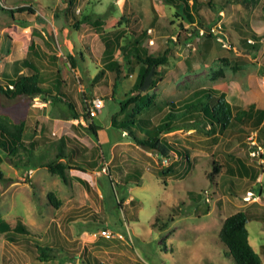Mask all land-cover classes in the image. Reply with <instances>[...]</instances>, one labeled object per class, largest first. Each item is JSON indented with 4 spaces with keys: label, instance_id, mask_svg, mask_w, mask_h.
Segmentation results:
<instances>
[{
    "label": "rangeland",
    "instance_id": "rangeland-1",
    "mask_svg": "<svg viewBox=\"0 0 264 264\" xmlns=\"http://www.w3.org/2000/svg\"><path fill=\"white\" fill-rule=\"evenodd\" d=\"M19 5L33 7L34 19L22 15L12 20L0 10V75H13L14 62L31 50V61L46 83L55 81L58 72L78 110L92 108L95 100H102L103 105L91 117L101 127L94 137L84 111L78 120L63 119L61 111L41 97L0 94V118L24 124V140L36 144L33 160L43 164L66 161L57 158L55 145L63 137L74 144L75 153L82 150L93 164L81 168L67 162L64 183L45 166H14L16 156L0 150V220L22 216L34 236L52 246L58 257L40 262L33 248L11 243L0 233V264H235L219 239V230L222 221L237 211L251 215L246 225L249 242L264 264V253L259 250L264 245V147L255 139V130L207 135L189 129L190 123L175 122L177 126L161 132L160 138L187 149L189 163L181 154L148 151L132 141L127 129L111 125L112 118L159 123L171 102L201 87L224 94L233 106L254 104L264 110L263 2L220 6L213 0H197L194 24L182 21L176 15L178 9L164 0H74L72 5L68 0H0L5 9ZM81 15L100 17L106 32L122 27L121 45L145 31L143 45L149 53L168 48L167 64L156 68L148 88L141 91L151 97L149 107L140 110L131 105L120 111L119 101L134 83L138 66L125 78L126 63L118 49L114 57L123 70L115 93L113 72L105 71L93 80L103 65V44L90 25L74 28ZM211 29L217 33L208 45L204 35L212 33ZM221 34L226 36L219 40ZM228 153L255 166L261 182L253 184L247 175L220 177L222 168L218 172L215 168L223 165ZM162 157L169 164L177 161L174 174L161 172L168 167L161 164ZM246 190L252 193L249 208L243 200ZM48 192L59 201L58 208L49 203ZM104 230L111 237H105Z\"/></svg>",
    "mask_w": 264,
    "mask_h": 264
},
{
    "label": "trees",
    "instance_id": "trees-1",
    "mask_svg": "<svg viewBox=\"0 0 264 264\" xmlns=\"http://www.w3.org/2000/svg\"><path fill=\"white\" fill-rule=\"evenodd\" d=\"M74 0H68V4L72 5ZM169 4H173L177 9L176 15L181 18L182 21H187L189 24L196 23L194 21V11L197 7V0H193L189 4V0H164ZM216 4H241L248 6L250 3L255 6L259 1L264 0H213ZM0 10L7 13L10 19H16V16L29 15L30 18L35 15V9L30 5L11 6L9 8L0 7ZM264 10V8H263ZM182 14H181V13ZM34 19V18H31ZM123 19V16L122 18ZM260 19L264 20V12L260 15ZM81 24L90 25L95 32L98 33L102 44L103 50L101 52V60L103 65L101 69L95 74L93 80H99L104 76L105 71L114 73V82L112 85V94L115 93V89L118 85V80L121 77L123 66L114 57V53L118 49L122 53V59L126 63L125 70L128 72L124 74L127 78L128 75L134 71V68L138 66V73L131 88L124 93V99L119 101V108L121 112L133 105V107L140 106V110L144 107H149L151 104V97L147 93H141L140 87L144 81L145 76L148 74L151 68L154 69L153 74L156 75V68L166 65L168 62V48L164 49L159 54L149 53L146 47L143 45L146 32L142 31L140 34H134L131 40L125 44H120L122 37L124 36V29L122 27H116L113 30L104 31L103 20L98 17L92 19L88 15H81V18H77L74 24V28H79ZM121 22H119V25ZM182 26V25H181ZM197 33V32H196ZM215 38V34L206 33L204 35V42L210 44L212 39ZM248 48H253V44L245 43ZM32 47V44L29 46ZM245 50H248L247 48ZM37 53L34 51V56ZM32 51L28 50L26 56L23 59L16 60L14 62L15 68L12 74L2 72L0 75V94H3L7 98H14L18 95H25L29 98L41 97L44 102H48L50 106L57 107L61 111V117L63 119H76L82 117L83 111L85 117L90 119L87 129L94 137L97 136V130L101 127L95 125L93 119L89 115V107L85 106V109L78 110L75 100L72 94L67 90L64 81H61L58 72L54 73L55 81L46 83V78L40 71L39 67L34 61H31ZM132 58V61L130 59ZM70 63L75 65V59L73 56H69ZM25 70L31 71V73H25ZM49 81V80H48ZM154 85V81H152ZM114 98V97H113ZM111 98V99H113ZM94 117V116H93ZM159 120H162L156 124L148 123V120L141 118H131L129 120L118 121L112 118L111 125L114 128L126 131L131 137L132 141L137 144H144L150 148L153 153L168 155L170 152L182 155L189 163L191 158L187 149L174 146L160 138V134L163 131L169 132L175 128L176 123H190L189 129L197 131H203L207 135L227 136L233 130L239 129H251L256 131L255 139L258 140L261 146L264 147V110L255 108L254 104H249L245 108L233 106L226 99L224 94L217 92L210 87H201L193 90L185 98H182L177 103L169 104V111L164 114ZM138 131V132H137ZM137 132V133H136ZM138 133L143 134L144 138L141 139ZM24 136V124H13L7 119L0 118V150L7 156H16V167H34L45 166L51 173L56 174L62 182H67L66 168L69 167L67 162L74 163L81 168L83 165L93 167L91 162L85 157V154H81L79 146V155L75 153V146L71 142H67L65 138L61 137L56 142V148L58 151L57 158L66 159L64 162L51 161L43 164V162H36L33 160L34 149L36 147L35 142H26ZM71 143V144H70ZM76 143V142H75ZM229 154L228 156H231ZM261 158H264L262 156ZM161 159V158H160ZM19 160V161H18ZM242 167H247L245 163L238 159ZM177 161H172L166 170H161L163 174H174L176 169L173 165ZM2 158L0 156V164ZM237 164H235L236 166ZM233 168V165L224 164L221 167L215 168L218 172L219 168ZM237 167H239L237 165ZM223 172H221V176ZM0 180H3V172L0 169ZM231 182H228L230 184ZM47 199L49 203L54 207H59V201L56 199L52 192L47 193ZM206 206L205 211H207ZM251 215L246 211H237L227 216L221 223L219 230V239L227 248L228 255L231 256L235 264H262L261 258L258 253L255 252L248 240V231L246 228L247 222ZM0 233H2L7 241L11 243L20 244V246L33 248L36 251L37 260L40 262H49L58 259L55 250L52 246L43 244L40 239L37 238L35 232L24 222L23 217L17 215L13 221L0 220ZM32 245V246H30ZM264 253V245L262 249Z\"/></svg>",
    "mask_w": 264,
    "mask_h": 264
},
{
    "label": "crops",
    "instance_id": "crops-1",
    "mask_svg": "<svg viewBox=\"0 0 264 264\" xmlns=\"http://www.w3.org/2000/svg\"><path fill=\"white\" fill-rule=\"evenodd\" d=\"M114 144V143H113ZM230 153L226 154L225 158L223 159V165L224 164H228V165H233V168H222L220 170V177H223L226 175V174H231V175H234V176H237V177H242V176H248L249 177V181L252 179L253 181V184L257 183V182H261V175L260 173L257 172V170H255V166H252L250 164H246L245 165L247 166L246 168L245 167H242L241 166V163H239L238 159H241V160H244L241 156H233V154L231 156H228ZM261 159H264V158H261ZM89 160V159H88ZM92 164V163H91ZM235 164H237L239 167H237V165L235 166ZM1 165V164H0ZM93 165V164H92ZM2 171V170H1ZM221 172H223V175L221 176ZM251 182V181H250ZM248 192V190H246ZM245 195V194H244ZM246 196V195H245ZM245 196H243V200L244 202L246 203L245 206L247 208H249L250 205H252L253 202H249V200H245ZM257 199V197L254 199V201ZM60 206V205H59ZM25 222V221H24ZM27 224V223H26ZM248 231V230H247ZM248 240H249V231H248ZM250 243V242H249ZM260 249H263V245H259V250Z\"/></svg>",
    "mask_w": 264,
    "mask_h": 264
},
{
    "label": "built area",
    "instance_id": "built-area-1",
    "mask_svg": "<svg viewBox=\"0 0 264 264\" xmlns=\"http://www.w3.org/2000/svg\"><path fill=\"white\" fill-rule=\"evenodd\" d=\"M211 31H212L213 34H216L217 33L216 31H214V29H211ZM200 33L202 34V31ZM225 36L226 35L221 34V37H219L218 39L219 40H222V38L225 37ZM224 45L227 46V44H224ZM102 105H103V101L102 100H95L94 106L92 108H90V110H89L90 117H93L96 114L97 110H100V108L102 107ZM160 162H161V164L163 166H166V165L169 164L168 158H166V157L165 158L162 157L161 160H160ZM251 196H252V193L250 191H248V192H246L245 199L246 200H249ZM102 234L105 237H107V238L111 237V233L108 230L102 231Z\"/></svg>",
    "mask_w": 264,
    "mask_h": 264
},
{
    "label": "water",
    "instance_id": "water-1",
    "mask_svg": "<svg viewBox=\"0 0 264 264\" xmlns=\"http://www.w3.org/2000/svg\"><path fill=\"white\" fill-rule=\"evenodd\" d=\"M153 71H154V69L151 68L150 71L148 72V74L145 76L144 81H143V83H142V85L140 87L141 91H145L148 88V86H149V84L151 82V79H152ZM138 145L140 147L150 151V148L148 146H146L144 144H138Z\"/></svg>",
    "mask_w": 264,
    "mask_h": 264
}]
</instances>
